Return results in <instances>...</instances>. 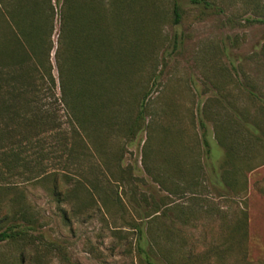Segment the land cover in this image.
Segmentation results:
<instances>
[{
    "label": "rangeland",
    "instance_id": "1",
    "mask_svg": "<svg viewBox=\"0 0 264 264\" xmlns=\"http://www.w3.org/2000/svg\"><path fill=\"white\" fill-rule=\"evenodd\" d=\"M34 1L0 0V42L18 3L23 11ZM66 1L96 19L111 57L130 45L136 57L112 63L117 75L94 121L75 135L59 108L57 128L29 132L20 165L0 163V231L21 224L27 235L0 244V264H148L135 249V226L161 250L177 246L175 263L191 252L189 264H264V165L234 194L218 183L223 149L214 134L235 115L237 126L263 118L247 92L264 99V0H50L56 96ZM60 37L62 66L68 29ZM251 150L254 161L264 158V149ZM239 208L246 237L217 257L216 245L237 242L229 228ZM210 248L208 260L199 255Z\"/></svg>",
    "mask_w": 264,
    "mask_h": 264
},
{
    "label": "trees",
    "instance_id": "2",
    "mask_svg": "<svg viewBox=\"0 0 264 264\" xmlns=\"http://www.w3.org/2000/svg\"><path fill=\"white\" fill-rule=\"evenodd\" d=\"M64 3L67 8L61 16L58 46L53 55L57 68L58 96L55 93L56 84L49 61L53 48L50 41L53 31L50 0H35L34 3L22 6L23 11L20 10L21 4L18 3L19 9L16 8V12L18 10L22 14L18 13L14 17L9 15L8 33L5 40L0 42V163L4 169L20 165L22 161L20 149L29 145L33 138L29 132L34 130L39 134L57 128L55 126L57 109L61 108L75 135L84 128L86 120L87 123L94 121L93 118L104 106V99L108 100L107 95L111 94L107 84L117 75L115 69H112L114 68L112 63L120 62L123 54L130 60H135L137 50L131 45L124 48L123 53L117 50L115 56L111 57L110 52L113 53L112 50L108 51L106 37L96 33L98 29L96 19L94 17L85 19L80 8L76 7L71 12L68 1ZM173 15V23L176 24L178 14L175 8ZM65 29H68L69 40L67 54L61 66L60 36L61 31L63 33ZM257 56L260 66L264 68V44ZM114 59L116 62H113ZM247 93L261 102L263 109H260V114L263 118L259 121L255 118L252 120L253 123L243 119L237 126L238 116L235 115L234 119L227 120L226 124L220 126L223 135L216 129L214 131L216 143L223 149L221 180L218 183L222 182L237 195L245 192L246 174L264 165V158L254 161L256 157L247 155V152L252 151V146L264 149V99L260 100L252 91ZM144 98L142 96L141 100ZM53 104L56 106L55 111L52 110ZM17 130H20L19 134ZM240 131L242 133H239ZM201 141L205 154L208 155V144L203 136ZM3 147H8V153L2 152ZM15 212L16 219L25 221L23 211ZM232 219L229 233L232 237H238L237 242L228 246L216 245L217 257L227 249L237 251L240 240L246 237L245 210L239 208ZM133 229L137 233L135 249L148 264H159L154 262L156 259L166 264L190 263L188 261L191 252L188 258L175 263L171 254L175 252L177 246L169 245L166 250H161L153 239H145L141 227L135 226ZM24 230L25 227L21 224L6 227L0 231V244L26 240ZM144 244L146 249L143 248ZM211 252L213 250L210 248L199 255L208 260Z\"/></svg>",
    "mask_w": 264,
    "mask_h": 264
}]
</instances>
